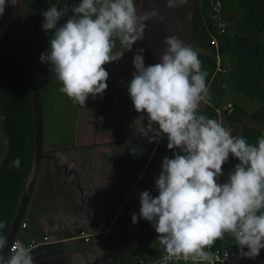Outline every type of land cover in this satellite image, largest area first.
Segmentation results:
<instances>
[{
  "label": "clouds",
  "instance_id": "9594fccd",
  "mask_svg": "<svg viewBox=\"0 0 264 264\" xmlns=\"http://www.w3.org/2000/svg\"><path fill=\"white\" fill-rule=\"evenodd\" d=\"M8 3L16 6L19 0H0V15ZM185 3L167 0L169 8ZM68 11L65 3L59 10L52 4L42 13V28L51 38L40 60L56 74L59 91L84 107L89 96L102 95L108 87L104 66L142 41L146 22L159 13H138L134 0H80L71 8L73 15L59 24ZM117 40L124 50H116ZM164 43V53L152 65H145L143 48L136 50L128 92L135 110L147 115L140 135L149 142L166 135L167 148L179 151L163 159L155 181L158 195L139 194V217L133 214L132 222L143 218L153 224L166 253L159 264L172 258L217 264L211 249L226 235L234 238L241 256L253 259L264 249V135L251 144L217 119L198 114L208 95V73L199 54L176 36ZM230 155L239 163L227 182L219 183ZM20 165L17 157L10 167ZM5 227L0 220V229ZM5 246L0 236V250ZM32 253L30 245L16 240L10 257L0 255V264H35Z\"/></svg>",
  "mask_w": 264,
  "mask_h": 264
},
{
  "label": "crops",
  "instance_id": "0c3cea01",
  "mask_svg": "<svg viewBox=\"0 0 264 264\" xmlns=\"http://www.w3.org/2000/svg\"><path fill=\"white\" fill-rule=\"evenodd\" d=\"M193 1L191 0L190 3L191 9L186 7L187 3L184 4L182 17H174L173 8L170 12L163 8L166 6L167 0H134L138 13L143 14L156 9L159 15L146 22L147 27L143 40L134 44L131 51H124L123 57L119 61L111 62L110 64L113 65L111 69L117 70L116 74L122 77L129 76V85L133 78L132 73L135 71L133 57L137 49L145 50L143 56L145 65L148 66L159 62V58L166 48L164 43L166 37L176 36L186 45L192 46L194 50L198 48L199 44L196 39L200 26L197 24V31L192 28ZM186 21L191 23L187 25ZM19 23L25 46L28 49L30 32L24 23V27L20 20ZM33 38L34 36L31 40ZM116 50H124L118 40ZM235 61L236 58L233 59V62ZM41 67L48 68L47 65H41ZM238 72L239 70L233 77L235 81L233 85L238 79ZM124 81L126 79L122 78L107 81V92H104L101 97L98 95L96 100L99 106L104 107L108 103L107 99H110L112 109H108L110 105L108 103L106 111L100 115H94V124L97 128L95 126V129L91 130V135H85L88 140L80 145L81 149L77 146L72 148V150L80 152H77L75 157L67 156L59 163L54 155L50 154L46 157L48 168L45 167L42 171L50 170L52 173L43 172L39 179L36 176L38 191L33 198L31 197L32 192L29 198V202L33 199V210L29 212L28 202L21 221L25 224V228L16 232V236L22 240L34 238L41 241L42 237L47 238V244L33 249L32 255L35 264H40L41 257L50 253L54 245L66 243L69 251L74 250V247L78 249V246H83L86 242L80 238L81 234L90 236L87 241L90 246L86 252L93 254L91 264H102L104 256L111 251L110 247L117 253V259H121L125 264L131 263L133 260H130L129 253L137 248L139 223L133 224L132 215L139 214L138 201L141 193L136 184L143 176L147 178L148 173L153 177L159 174L155 162H152V155L158 142L155 140L149 142L147 137L140 135V128L144 125L142 123L144 120L138 122V119L143 113H138L135 110L128 92V85ZM105 121L108 123L107 129H99L98 125ZM147 149H150L148 154ZM78 159L82 160L77 161ZM107 159H114V161L112 160L113 162L109 164ZM111 165H116V170L110 169ZM53 168L56 172L52 170ZM131 169L135 170L132 174H130ZM119 185L121 189L118 187L115 190ZM134 191L138 192L137 200L131 199L135 196ZM148 192L151 195L154 193L151 189ZM107 193H110V198H108L109 195L105 197ZM116 195L119 198L118 203H116ZM43 198H47V201L44 202ZM78 198H80V202H77ZM78 203L80 204L78 205ZM124 208L128 211L127 214L123 213ZM90 211L94 214V227L88 217L86 221V218L81 219V213ZM118 217L125 219L124 228L115 225ZM79 218L82 221L77 223ZM99 224L102 226L101 229L98 227ZM64 264L71 263L67 261Z\"/></svg>",
  "mask_w": 264,
  "mask_h": 264
},
{
  "label": "trees",
  "instance_id": "16d2710c",
  "mask_svg": "<svg viewBox=\"0 0 264 264\" xmlns=\"http://www.w3.org/2000/svg\"><path fill=\"white\" fill-rule=\"evenodd\" d=\"M238 1L221 0V16L232 23V26L225 28L221 34H217L213 29L211 0H194L192 3V28L197 31V24L200 26L196 39L199 47L195 50L202 61V69L208 73L206 85L210 93L208 102L198 114L217 120L219 115L222 116L233 135H241L249 143L255 144L258 138L264 135V81L261 79L264 75V9L249 7L244 17L240 18L235 12ZM8 12L11 16L9 9ZM11 18L23 40L18 18L17 21H14L13 16ZM212 37L216 39V47L210 44ZM217 55L221 58L218 67L215 62ZM228 56L236 58V70H239L238 79L235 85H232L231 92H225L223 86L226 76L224 60ZM31 91L27 67L8 28L0 18V131L6 146L0 158V220L6 223V227L0 229V236L4 238L17 211L32 160L34 137ZM227 92L238 94V100H228ZM240 99L257 107L247 110L240 104ZM226 105L229 107L226 108ZM167 143V136H161L152 155V162H155L159 174L163 159L173 158V153L179 151L169 150ZM149 152L150 149H147V154ZM17 157L21 160L19 169L10 167ZM237 163L239 161L230 155L223 165V175L218 181L227 182ZM159 174L153 177L148 173L147 178L143 176L136 186L141 192L153 190L152 196L155 197L158 195L155 181ZM138 202L140 205V199ZM127 212L124 208L123 213ZM137 216L139 217V214ZM138 223L137 248L129 253L130 260H133L126 264H136L139 260L152 261L166 254L153 224L143 218H140ZM115 225L124 228L125 219L118 217ZM220 245L218 240L213 248ZM109 250L111 251L104 256V260L117 259L115 250L111 247ZM117 261L119 264H125L121 259ZM174 262L183 264L180 261L170 263Z\"/></svg>",
  "mask_w": 264,
  "mask_h": 264
},
{
  "label": "rangeland",
  "instance_id": "374dc122",
  "mask_svg": "<svg viewBox=\"0 0 264 264\" xmlns=\"http://www.w3.org/2000/svg\"><path fill=\"white\" fill-rule=\"evenodd\" d=\"M65 3H67L69 11L67 15L62 17L61 20L59 21V24H63L68 19V16L73 15V13L71 12V8L73 6L78 5L80 3V0H19V3L16 6H13L10 3L7 4L11 16L15 18L14 21H17L18 18V20H20V22L22 23V26L24 23V26L28 27L27 29L31 35L30 41H28V51L30 53V56L34 64L37 66L36 71L38 76V86H39L40 106H41V121H42L41 152L43 156L37 173L38 179L40 175L43 174V172H47L48 174L52 173V171L50 170L42 171L43 168L45 167L48 168V161L46 159L47 156H49L50 154L54 155V158L57 159L58 163L60 161L65 160L67 156L75 157L74 155H77L76 153L80 151H77L75 149L72 150V148L77 146L79 147V149H81L80 145L87 142L88 140V138H86L87 136L85 135H91V130L95 129L96 124H94V119H95L94 115L96 114L100 115V113L106 111V108L108 107V103L110 104L108 109L109 110L112 109L111 102L109 101L110 99H107L108 103H106L104 107L103 106L100 107L96 100L98 95L95 98L89 96L84 107H81L80 105L73 103V101L69 97H67L66 94L59 91V89L62 87V84L57 79L56 74L51 71V66L47 63H42L40 60L41 54L49 50L50 38H51V32H46L42 28V24L44 22V17L42 16V13L46 11L52 4H56L59 10L64 7ZM190 3L191 0H188L186 7L191 9ZM238 4L239 6H237L238 8H236L235 12L236 15L240 18L244 17L249 7H257L264 9V0H239ZM163 8L165 10H169L168 12L172 10V8H169L167 4ZM173 9H174V14H173L174 17H182L184 4L179 7H175ZM186 23L188 25L191 22L186 21ZM231 26L232 23L227 21V27L230 28ZM33 36L34 38L31 40ZM185 38H187V35H185ZM216 58L217 59L215 60V62H216V66L218 67L221 58L218 57V55L216 56ZM233 59L234 58L232 56H228L224 60L223 68L226 72V76L223 81V86L225 88L224 89L225 92L232 91V85L235 82L233 77L236 76L237 74L236 71V69L238 68L237 61L233 62ZM41 65L43 66L47 65L48 68L41 67ZM104 67L109 73V77L107 81L110 82L111 80L115 81L118 78H122V79H126V81L124 82L128 85L129 76L126 75L122 77L116 74L118 71L115 69H111L113 65L110 63L106 64ZM261 79L262 81H264V75H262ZM104 92H107V90H105ZM122 92L125 93L124 91ZM209 94L210 93L208 91L207 97L205 98V100H203L200 103L198 110L199 112H201L204 109L206 102H208ZM102 95H100V97ZM226 96L230 101H237L239 98L236 97L238 96V94L232 95L229 94L228 92ZM243 100H241L240 104L247 110H252L257 107L253 103L252 104L247 102L245 103V101L243 102ZM225 107L228 108L229 105H226ZM146 116L147 115L143 113L139 117L138 122L144 120L142 123L144 125L147 124L148 120ZM218 121L222 122V124L225 127H227L222 116L219 115ZM107 124L108 123L105 121L102 122V124L98 125V127H100L99 129L106 130ZM5 147H6L5 140L0 131V158L2 157L5 151ZM48 148H52L54 150H50ZM80 160L82 159H78L77 161ZM112 160L114 161V159H109L108 163L110 164L111 162H113ZM115 166L111 165L110 169L114 168L116 170ZM52 170L55 169L53 168ZM124 170H126V168H124ZM134 171L135 170H132L130 174H132ZM54 172H56V170ZM119 176L121 179L123 178L121 174ZM37 178L36 180H38ZM218 182L224 183L222 181H218ZM36 185H37V181H35L34 187L32 189L33 192V195L31 196L32 198L35 195V193L37 194L38 191L37 189L38 187H36ZM118 187L120 188L121 186L120 185L116 186L115 190L118 189ZM133 193L135 196L133 198L131 197V199L137 200L138 192L134 191ZM109 194L110 193L105 194V197L108 196ZM108 198H110V195L108 196ZM32 200L33 199H31L29 202V208H30L29 212H31L30 210H33ZM117 200H119V198L116 195V203H118ZM43 201L46 202L47 198H43ZM86 201H89V199H86ZM77 202H80V198L77 199ZM79 204L80 203H78V205ZM89 205L90 207H92L91 203H89ZM87 217L88 219L91 220V224L93 225L92 227H94L93 212L90 211L87 213L84 212L81 213V219L86 218L85 219L86 221ZM81 219L79 218L77 223H80L82 221ZM67 245L68 244L66 243L54 245L53 250L50 253L44 255L43 258L41 257L40 264H64L67 261L71 264H91V261L93 259L92 258L93 254L91 252L90 253L86 252L90 246L89 242L84 243L83 246L81 247L78 246L79 247L78 249L74 247V250H70V251L67 249L66 247Z\"/></svg>",
  "mask_w": 264,
  "mask_h": 264
},
{
  "label": "water",
  "instance_id": "95a60500",
  "mask_svg": "<svg viewBox=\"0 0 264 264\" xmlns=\"http://www.w3.org/2000/svg\"><path fill=\"white\" fill-rule=\"evenodd\" d=\"M2 22L8 28L13 42L17 47L19 53L22 56V59L27 67L30 79H31V98H32V112H33V154L31 165L29 168V172L25 181V185L20 197V201L18 204L17 211L14 215L10 228L5 236L6 246L0 250V255H4L6 250L10 244V241L16 235L18 227L22 221L24 216L27 204L29 202V198L32 193V189L35 183V179L37 176V172L39 169L40 162L42 160V121H41V106H40V94H39V86H38V76L36 71V65L34 64L30 53L25 46L22 37L15 26L8 10L5 8L2 15H0Z\"/></svg>",
  "mask_w": 264,
  "mask_h": 264
},
{
  "label": "built area",
  "instance_id": "2783aa9c",
  "mask_svg": "<svg viewBox=\"0 0 264 264\" xmlns=\"http://www.w3.org/2000/svg\"><path fill=\"white\" fill-rule=\"evenodd\" d=\"M221 0H211V8H212V23H213V29L217 34H221L224 32V29L227 28V21L223 19L221 16ZM210 44L214 45L216 47V39L211 38ZM100 229L102 226L99 224L98 226ZM25 224L20 223L18 230L24 229ZM89 235H80V238L83 240V242H87L89 239ZM20 240L22 241L25 246H31L33 249L37 246L47 244V238L42 237L41 241H37V239L31 238L29 240H22L18 238L16 235L14 238L10 241V244L6 250L5 258H8L12 254V244L16 241ZM211 251L215 252L218 260L217 264H264V249H261L260 254L253 258H247L240 255V248L235 243L234 238L230 236H225V238L221 241V245L218 248H212ZM244 251H248V249L245 247ZM160 259H155L152 261H146V260H139L136 264H159ZM172 261H180L183 264H193L191 260L184 261L183 259L177 260L175 258H172L169 260L168 263ZM102 264H119L117 259H107L102 262ZM203 264V262H202Z\"/></svg>",
  "mask_w": 264,
  "mask_h": 264
},
{
  "label": "flooded vegetation",
  "instance_id": "af4514ba",
  "mask_svg": "<svg viewBox=\"0 0 264 264\" xmlns=\"http://www.w3.org/2000/svg\"><path fill=\"white\" fill-rule=\"evenodd\" d=\"M6 9L8 10L7 6H6Z\"/></svg>",
  "mask_w": 264,
  "mask_h": 264
}]
</instances>
